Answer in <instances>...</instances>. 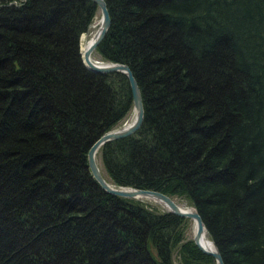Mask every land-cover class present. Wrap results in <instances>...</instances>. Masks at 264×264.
Wrapping results in <instances>:
<instances>
[{
    "label": "trees",
    "instance_id": "16d2710c",
    "mask_svg": "<svg viewBox=\"0 0 264 264\" xmlns=\"http://www.w3.org/2000/svg\"><path fill=\"white\" fill-rule=\"evenodd\" d=\"M96 52L145 118L100 149L109 180L184 198L225 264H264V0H105ZM92 0H0V264H217L189 221L114 196L91 146L132 111L84 64Z\"/></svg>",
    "mask_w": 264,
    "mask_h": 264
},
{
    "label": "water",
    "instance_id": "95a60500",
    "mask_svg": "<svg viewBox=\"0 0 264 264\" xmlns=\"http://www.w3.org/2000/svg\"><path fill=\"white\" fill-rule=\"evenodd\" d=\"M97 4L98 10L101 12L100 27L94 34L92 39L88 42L84 49L81 48V54L86 67L95 73L110 74L120 72L127 76L132 96H133V120L122 128L113 129L104 135H102L90 148L88 153L89 168L92 176L98 182L103 190L114 196L132 198L137 200H152L160 204V206L167 212L174 213L183 218L191 219L194 223V235L193 240L202 252L213 256L217 264H225L221 253L215 242L212 240L215 251L210 250L202 246V238L205 231H207L204 220L196 207L191 205L190 208L186 209L184 206L178 204V202L171 196L152 189L132 188V187H121L116 184L110 183L104 176L99 163L98 154L102 146L106 143L122 139L135 134L142 126L145 118V107L143 102L142 91L139 83L134 76L132 69L127 64L116 63V62H104L98 63L93 60V54L96 52L100 43L106 37L108 30L111 26V16L105 0H92ZM82 37V36H81ZM81 40V39H80ZM81 46V41H80ZM208 232V231H207Z\"/></svg>",
    "mask_w": 264,
    "mask_h": 264
},
{
    "label": "rangeland",
    "instance_id": "374dc122",
    "mask_svg": "<svg viewBox=\"0 0 264 264\" xmlns=\"http://www.w3.org/2000/svg\"><path fill=\"white\" fill-rule=\"evenodd\" d=\"M100 18H101V12L98 10L93 22H92V25L89 29V31L87 33H85L84 35H82L81 37V48L83 49L86 44V42H89L92 37L94 36V34L97 32V30L99 29L100 27ZM85 36V37H84ZM83 38H86L84 41L82 40ZM93 60L98 62V63H104L105 61L97 54V52H94L93 54ZM134 118V110L132 109V111L125 117V119L118 125V129L119 128H122L124 127L125 125H127L128 123H130ZM115 128V129H117ZM98 163H99V166L105 176V178L110 182L112 183L108 176H107V173L103 167V163L101 161V157H100V154H98ZM137 200V199H136ZM175 200L178 202V204H180L181 206H187V205H191L189 203H187V201L184 200V198H175ZM139 201H143L144 203H147V204H154V205H157L159 206L162 211L164 210L160 204H158L157 202H154L152 200H147V199H144V200H139ZM165 211V210H164ZM184 231H185V239H193V235H194V223L191 219H189V221L186 223V226L184 228ZM181 249L180 246L176 247L175 248V251H174V254H173V259L175 261V264H184L181 260V256L179 254V250Z\"/></svg>",
    "mask_w": 264,
    "mask_h": 264
},
{
    "label": "bare ground",
    "instance_id": "6f19581e",
    "mask_svg": "<svg viewBox=\"0 0 264 264\" xmlns=\"http://www.w3.org/2000/svg\"><path fill=\"white\" fill-rule=\"evenodd\" d=\"M84 35V34H83ZM85 37V36H84ZM86 38H83L82 40L84 41ZM88 44V42H86V44L84 45L85 47H86V45ZM84 47V48H85ZM83 48V49H84ZM191 207V205H187V206H184V208H186V209H188V208H190ZM202 246H204V247H206V248H208V249H210V250H213V251H215V246H214V244H213V242H212V239L210 238V236H209V234H208V232L207 231H205L204 232V234H203V238H202Z\"/></svg>",
    "mask_w": 264,
    "mask_h": 264
}]
</instances>
